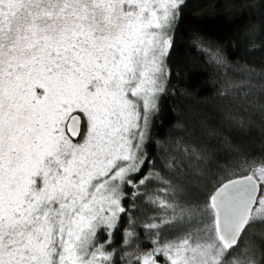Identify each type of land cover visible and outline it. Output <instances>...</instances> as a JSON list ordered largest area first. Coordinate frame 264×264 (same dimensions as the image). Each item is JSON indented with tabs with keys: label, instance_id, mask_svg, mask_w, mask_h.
Segmentation results:
<instances>
[{
	"label": "snow or ice",
	"instance_id": "6c2138e0",
	"mask_svg": "<svg viewBox=\"0 0 264 264\" xmlns=\"http://www.w3.org/2000/svg\"><path fill=\"white\" fill-rule=\"evenodd\" d=\"M185 5L0 0V264H264V159L201 200L148 158Z\"/></svg>",
	"mask_w": 264,
	"mask_h": 264
},
{
	"label": "trees",
	"instance_id": "16d2710c",
	"mask_svg": "<svg viewBox=\"0 0 264 264\" xmlns=\"http://www.w3.org/2000/svg\"><path fill=\"white\" fill-rule=\"evenodd\" d=\"M260 7L257 0H186L173 32L170 76L146 150L188 197L203 200L264 159V17L252 11ZM244 241L264 250V223L250 225Z\"/></svg>",
	"mask_w": 264,
	"mask_h": 264
}]
</instances>
